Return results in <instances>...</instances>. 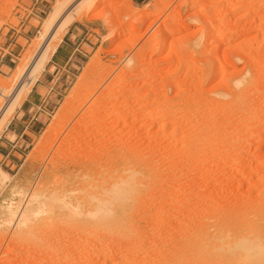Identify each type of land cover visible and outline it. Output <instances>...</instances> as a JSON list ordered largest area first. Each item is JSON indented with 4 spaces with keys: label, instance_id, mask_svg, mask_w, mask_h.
I'll list each match as a JSON object with an SVG mask.
<instances>
[{
    "label": "rangeland",
    "instance_id": "rangeland-1",
    "mask_svg": "<svg viewBox=\"0 0 264 264\" xmlns=\"http://www.w3.org/2000/svg\"><path fill=\"white\" fill-rule=\"evenodd\" d=\"M57 1L0 0L5 93ZM76 6L0 147V264H264V0Z\"/></svg>",
    "mask_w": 264,
    "mask_h": 264
},
{
    "label": "bare ground",
    "instance_id": "bare-ground-1",
    "mask_svg": "<svg viewBox=\"0 0 264 264\" xmlns=\"http://www.w3.org/2000/svg\"><path fill=\"white\" fill-rule=\"evenodd\" d=\"M71 0H59L57 1V3L54 5L52 11L49 13V15L44 19L43 24H42V31L39 33L38 38L36 39V41L34 43V45L37 47H35L36 51L35 54L33 56V58H31L32 60L30 61V63L27 65V67L25 69H23L22 72H20V76H19V81L17 82L16 87L14 88L13 93L8 94L5 93L3 88H0V96L5 97V102L1 108V117H0V125H2V122H6L7 119L9 118V116L12 114L13 109L16 105V103H18L19 98H21V96L25 93V91H27V89H29L28 87L36 80V78L38 77V75L40 74V72L44 69V66L46 64V62L49 60V58L52 56L53 52L55 51V49L57 48L59 42L61 41L66 29L68 28V26L70 25V23L73 21L74 17L78 15L79 11H80V6H76L74 8V10H70L69 11V4H70ZM78 4V5H79ZM97 6V3L95 1H92L91 3H89L88 5V9H93ZM82 7V6H81ZM77 8V9H76ZM33 45V46H34ZM29 57V56H28ZM29 59V58H28ZM25 62V61H23ZM22 63V62H21ZM20 63V64H21ZM19 64V66H20ZM18 79V78H16ZM103 82V81H102ZM99 83V82H98ZM101 84V83H100ZM95 85V84H94ZM98 87V86H97ZM5 88V87H4ZM94 88V87H93ZM99 89V88H98ZM13 90V89H12ZM90 91V90H89ZM95 90H93L94 92ZM97 91V90H96ZM91 92V91H90ZM98 92V91H97ZM27 93V92H26ZM84 95V94H83ZM96 95V94H95ZM113 96V95H112ZM23 97V96H22ZM98 97V95H97ZM83 98V97H82ZM81 98V100H82ZM95 98V97H94ZM110 98V97H109ZM114 98V96H113ZM98 99V98H97ZM80 100V99H79ZM96 100V99H95ZM104 100V99H103ZM99 100H97L98 102ZM115 101V100H114ZM79 102V101H78ZM96 102V103H97ZM103 102V101H102ZM80 103V102H79ZM78 103V104H79ZM82 104V102H81ZM95 104V102H94ZM98 104V103H97ZM100 104V103H99ZM101 105V104H100ZM99 105H96V107ZM101 107V106H99ZM98 107V108H99ZM107 107V106H106ZM91 108V107H90ZM103 108V107H101ZM75 109V108H74ZM96 109V108H95ZM104 109V108H103ZM102 109V110H103ZM91 111V110H90ZM99 112V111H98ZM91 115V114H90ZM89 116V115H88ZM2 121V122H1ZM5 124V123H4ZM1 130V129H0ZM1 175H4L2 172L0 173ZM3 178V177H2ZM56 179V178H55ZM74 180V179H73ZM2 181V180H1ZM70 184V182H68ZM63 185H68V184H63ZM62 185V186H63ZM58 187V188H62L63 191V187ZM74 185H72V183L69 186L65 187L64 193L65 191H67V189H71ZM57 189V188H56ZM45 191V190H44ZM56 191V190H55ZM54 191V192H55ZM59 190H57L56 192H58ZM43 192V191H42ZM53 192V193H54ZM55 192V193H56ZM70 192V190H69ZM67 194V193H66ZM48 196V195H47ZM67 196V195H66ZM50 197V196H49ZM61 197V196H60ZM44 198V197H43ZM57 198V197H56ZM80 198V197H79ZM59 199V198H58ZM37 200V199H36ZM60 202H62L63 206H64V202L62 199L59 200ZM31 202V201H30ZM50 202V201H49ZM58 202V201H57ZM60 204V203H59ZM66 204V203H65ZM61 205V204H60ZM239 249H242L246 252V256H252L254 259H258L257 256H255L253 254V249L251 248H246V246H244L241 243H237L236 245ZM254 255V256H253Z\"/></svg>",
    "mask_w": 264,
    "mask_h": 264
},
{
    "label": "crops",
    "instance_id": "crops-1",
    "mask_svg": "<svg viewBox=\"0 0 264 264\" xmlns=\"http://www.w3.org/2000/svg\"><path fill=\"white\" fill-rule=\"evenodd\" d=\"M134 1L136 3H140L144 2L145 0ZM65 44L66 43L64 41H61L50 58H54L56 56L59 58H64L69 47L67 44ZM1 66H7V64H1ZM41 89V83L35 81L28 91L19 112L14 117H12L5 126V129L0 137V139H4V142L0 140V147L7 146L8 148H10V150L14 149L15 147H17V145H19V143L24 141L25 137H29V135L34 133L37 123L32 122V117L29 118V113L37 104H39L43 100ZM8 134L14 136L13 140L7 138ZM5 151V149L0 148V156H3V153H5Z\"/></svg>",
    "mask_w": 264,
    "mask_h": 264
}]
</instances>
